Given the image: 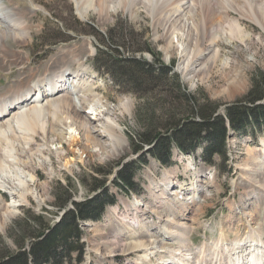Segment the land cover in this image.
I'll use <instances>...</instances> for the list:
<instances>
[{
    "label": "rangeland",
    "instance_id": "obj_1",
    "mask_svg": "<svg viewBox=\"0 0 264 264\" xmlns=\"http://www.w3.org/2000/svg\"><path fill=\"white\" fill-rule=\"evenodd\" d=\"M181 1H175L176 7L182 6ZM183 1L186 2L180 8L181 14H175L167 22L165 16H161L158 21L151 17L149 8L142 5H138L135 11H125L122 8L123 0L115 3L114 10L110 5L111 16L107 21L90 11L88 15L80 17L73 0H2L14 12H25L31 37L26 42L11 37L3 40L0 48V97H7L15 89L61 69L68 70L67 75L71 74L79 70L77 63H83L87 78L93 82L94 92L114 112L124 142L118 147L114 137L104 136L99 125L90 122L88 127L92 140L87 144V150L74 153L69 144L63 142L60 147L50 146V151L44 156L49 159V166H40L34 160L38 169L33 177L40 185L39 200L29 195L27 203H19L12 209L9 207L12 202L9 192L0 190V252L9 251L10 256H14L22 251L14 240V230L15 224L22 221L27 213L42 216L46 224L53 225L73 208L72 203H83L92 197L96 193L90 191L92 178L106 180L105 188L115 195L117 203L107 207L98 222L78 220L83 236L81 242H85L82 264H167L170 252L176 259L181 256L187 259L185 264H229L224 245L233 247V261L239 257L248 258V251L235 249L237 239L247 238L251 243L255 241L264 246V167L261 168L259 162L263 156L264 126L256 135L253 130L246 134L229 131L225 138L227 162L217 158L213 167L204 165L199 159L202 147L192 155L173 154L171 164L166 166H161L151 158L147 154L150 149L146 150V147L134 153L135 138L142 131V122L151 116L163 121L161 114L167 108L162 106L170 100L163 88L156 89L155 93L145 91V86L150 82L143 75L146 68H165L166 77L178 79L187 95L208 100L217 106V112L221 115H224V109L246 99L254 77L264 74V15L260 11L264 7V0H248V4H244L243 0H232L233 9H240L237 8L238 12L231 11L219 24L215 21L221 20L217 16L221 10L216 8L210 18L215 24L214 31L205 30L198 34V50L201 53L182 74L180 68L183 59L176 49H168L172 31L164 27L175 24V32L187 38L184 45L188 53L194 47L197 32L194 27H188L183 15L187 7L192 8L197 2L202 4V0ZM234 21L245 30L250 37L248 40H231L232 33L228 29ZM211 37L216 40L214 44L209 42ZM111 46L117 47L118 53ZM214 53L217 54V60ZM121 61H135L141 65H130V75H121L123 68H126ZM160 72L163 74V70ZM132 74L139 81L126 83ZM68 78L70 83L72 78ZM122 103L125 106H121ZM83 117L84 114H72L77 123ZM37 141L40 143L39 139ZM58 148V156H55ZM144 159L146 164L142 165L134 179V190L125 195L115 185V173L121 165L143 162ZM167 178L171 179L170 189L173 188L168 193L170 195L162 187L165 184L163 180ZM195 181L198 182L199 191L197 200L187 208L184 217L177 218L178 223L188 228V246L184 248L171 235L166 238L170 228L166 220L169 217L175 220L173 213L180 210L178 205L172 203L176 195L174 193L182 187L185 190L183 197L188 200L192 197L191 185ZM251 186L254 189L263 187V190L255 192L253 198ZM61 187L68 192L69 201L59 209L55 190ZM134 201L140 203L142 208L137 214H132L130 210ZM168 202L171 203L170 208L167 205L165 207ZM110 207L116 210L113 218L107 217L108 211L112 209ZM7 211L12 212L11 217L2 216ZM119 221L137 230L136 233L146 245L153 242L158 244L159 253L151 254L154 258L141 263L139 257L144 252L128 250L140 238L131 239L126 231L117 234ZM139 221L147 227H140ZM159 222L160 225L154 227ZM145 232L150 238L144 236ZM171 233L174 235L175 229ZM254 236L259 237L260 242L254 240ZM30 241L25 243L26 248L30 246Z\"/></svg>",
    "mask_w": 264,
    "mask_h": 264
},
{
    "label": "bare ground",
    "instance_id": "obj_2",
    "mask_svg": "<svg viewBox=\"0 0 264 264\" xmlns=\"http://www.w3.org/2000/svg\"><path fill=\"white\" fill-rule=\"evenodd\" d=\"M175 1L177 0H123L122 8L125 11H135V8H138V5H142L149 8L150 11L147 12L151 13L149 15L154 17V19H157V21L159 18L161 19V16H165L166 18H163L168 22L175 14H181L180 8L186 2L182 0V6L180 5L176 7ZM243 1L244 4H248L249 2L248 0ZM73 2L77 7L80 17L88 15L90 11L107 21L111 16L110 5H112V10H114L118 0H73ZM196 5L194 4L192 8L191 6L187 7L186 12H184L185 14L183 15L184 22H186L187 25L189 24L188 27H194L197 32V38L193 45L194 47L188 53L184 45V41L186 42L187 38L185 39L184 35L175 32V24L166 25L164 27L171 28L170 31H172V38L167 46L168 49H176L177 54L183 59L182 67L180 68L182 74L186 73L189 65H191L201 53L198 50L200 44L198 34L200 32H205V30H209L211 33L214 31L215 24L210 19L211 13H215L217 10L216 8L221 10L217 13V16L220 17L221 20L218 22L215 21L216 24H219L222 22V19L229 16L231 11L238 12L237 8H239L237 7L233 9L234 3L232 0H202V4L197 2ZM14 11L7 8L2 3V0H0V48H2V42H4L3 40L6 38L11 37L13 40H18L19 42L20 40H23L26 42V39L31 37L30 26L26 23L25 19V12L17 13ZM260 11H262V14L264 15V7L260 8ZM156 25L158 24L156 23ZM229 27L230 29L228 30L232 33L231 40H234L235 38L240 42H244L243 39L248 40L250 38L236 21L230 24ZM214 41L216 40L211 37L209 42L214 44ZM211 46L213 47V45ZM214 58L217 60L216 53H214ZM17 64H20V62ZM77 64L79 65V70L77 69V71L73 73L71 72V74L67 75L66 73L68 70L61 69L57 73L43 75L34 83H28L23 87H20L23 85L20 84V88L15 89L16 91L14 90L11 95L0 97V190H6L9 192L12 201L9 207L12 209L16 208L19 203H27V197L29 195L39 200L38 189H40V185L33 177L38 168L33 162L36 159L37 164L40 166H49V159H45L44 156L50 151V146L58 145L60 147L63 142H66L69 144V147L72 148L74 153L87 150V144L92 140L88 123L93 122L98 124L104 136L114 137L116 139L118 142L116 144L117 146L120 145L121 142H124L123 133L118 127L114 112L106 106L103 98L100 97L98 93L96 94L94 92L93 82L89 81L87 78L84 71L86 70L84 64H80V62ZM81 70L84 73L80 72ZM69 76L72 78L70 83ZM121 106H125V103H122ZM86 110H88V115H86ZM72 114L77 116L84 114V117L80 119L79 123H77L72 118ZM37 139H39L40 143H38ZM59 150L60 148L55 150V156H58L56 152ZM261 152L263 156L259 162L262 164V168L264 167V145L261 148ZM59 153L61 155V152ZM163 181L165 184L162 185V187L168 194L173 189H170L171 183L169 182L171 179L167 178ZM197 183L198 182L195 181L191 185L193 192H191L192 197L188 200L183 197L185 190L182 187H180V191L174 193L176 195L174 202L172 203L178 205L180 210L178 213H173L175 215V220H170L169 216V220H166L167 224L170 225L166 238H170L171 235L175 238L178 244H181L184 248L188 246V228L185 224L178 223L177 218L184 217L187 208L196 202L199 193ZM251 187H253L252 190H254L252 191L253 198L255 192H259L261 189L263 190L262 186V188L256 187L255 189L254 186ZM256 196H259L258 193ZM166 205L170 208L169 205H171V203H166L165 207ZM139 209L142 210L140 203L137 204V201H134L130 208L132 214L139 213ZM2 216L11 217L12 212L7 211L2 213ZM114 216H116V210L112 208L108 211L107 217L113 218ZM139 223L140 227L144 226L142 221H139ZM160 223L161 222L154 227L159 226ZM118 226L117 234L126 231L128 232L127 236H130L131 239L140 238L138 235L139 233H136L137 230L134 231L132 229L133 227H127L124 222L119 221ZM173 229H175L174 235L171 233ZM145 234L146 235L144 236L149 235L148 232H145ZM140 235H142V233ZM148 238H150V236H148ZM141 239L142 238L139 240L137 239V241L132 244V249L128 248V250L133 252L137 250L143 251L144 254L139 257V261H141V263H147L150 261L151 257H153L151 254L159 253L157 251L158 244L153 242L146 245L144 240ZM240 239H237V242L235 241L236 244H234V247L238 251H241V248L248 251V258L242 259L239 257L236 259L237 256L235 258L236 260L233 261V247L224 245L227 263L243 264L246 261L245 264H264L263 243L256 244L255 241L251 243L247 238H244L243 240ZM254 240L260 242L259 237L256 238L254 236ZM151 250L153 252H149ZM220 255L222 254L220 253ZM234 255H236V253H234ZM160 258L163 257L161 256ZM169 259L167 264H185L187 262V259H184L183 256L176 259L172 252H170Z\"/></svg>",
    "mask_w": 264,
    "mask_h": 264
},
{
    "label": "trees",
    "instance_id": "obj_3",
    "mask_svg": "<svg viewBox=\"0 0 264 264\" xmlns=\"http://www.w3.org/2000/svg\"><path fill=\"white\" fill-rule=\"evenodd\" d=\"M111 47L118 53L117 47ZM120 63L126 66L121 75H130L131 66L140 64L135 61ZM162 70L163 74L160 72ZM143 75L150 81L145 86V91L155 93L156 89L163 88L170 100L162 106L167 108L161 114L163 121L151 116L142 122V131L135 138L137 142L134 153L151 146L147 154L161 165L170 164L173 147L184 154L193 153L197 148L202 147L199 159L206 166H215V158L226 163L225 138L229 131H235L237 134L254 131L256 135L264 126L263 73L254 77L246 99L231 105L225 110L224 115L218 117L215 116L218 109L216 105L205 99L199 100L195 95H187L178 79L166 77L165 68L149 67L143 71ZM138 79L132 74L126 83L133 84L139 81ZM144 164H146L145 159L143 162L121 165L116 174L115 185L125 193L133 191L134 178ZM92 181L90 191L96 193L85 199L83 203H72L73 208L53 225H48V222L46 224L42 216L27 213L22 221L15 224L14 230V240L22 251L14 256H10L9 251H1L0 264H82L85 242H81L83 236L78 220L100 221L105 208L116 203L115 196L105 188L106 180L92 178ZM55 192L57 207L61 209L69 201L68 192L62 190V187L57 188ZM29 240H31L30 246L26 248L25 243Z\"/></svg>",
    "mask_w": 264,
    "mask_h": 264
},
{
    "label": "water",
    "instance_id": "obj_4",
    "mask_svg": "<svg viewBox=\"0 0 264 264\" xmlns=\"http://www.w3.org/2000/svg\"><path fill=\"white\" fill-rule=\"evenodd\" d=\"M224 111H225V109H224ZM216 115H217V116H218V115H221V113H220V112H217ZM216 115H215V116H216ZM150 148H151V146H146L145 149L148 150V149H150ZM135 154H137V153H135ZM115 175H116V173H115ZM94 194H95V193H94ZM94 194H93V195H94Z\"/></svg>",
    "mask_w": 264,
    "mask_h": 264
}]
</instances>
